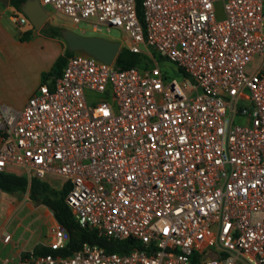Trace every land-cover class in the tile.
I'll return each instance as SVG.
<instances>
[{
  "label": "built area",
  "instance_id": "2783aa9c",
  "mask_svg": "<svg viewBox=\"0 0 264 264\" xmlns=\"http://www.w3.org/2000/svg\"><path fill=\"white\" fill-rule=\"evenodd\" d=\"M39 1L74 25L120 27L150 64L75 52L20 108L0 101V170L62 177L79 224L138 246L18 264H264V0H141V20L134 0ZM67 236L57 222L48 246Z\"/></svg>",
  "mask_w": 264,
  "mask_h": 264
},
{
  "label": "rangeland",
  "instance_id": "374dc122",
  "mask_svg": "<svg viewBox=\"0 0 264 264\" xmlns=\"http://www.w3.org/2000/svg\"><path fill=\"white\" fill-rule=\"evenodd\" d=\"M43 7L48 12V17L42 24V28L40 27L38 29L41 34L40 36L31 35L28 39H25L30 33L25 32L24 34L22 33L21 36V40H25V43L20 42L14 45H3L0 43V91L6 102L14 106H20L27 95L40 81L47 82L49 79V76L41 79V76H38L36 73L37 68L46 61L45 56L47 50L51 49L49 48V45H52L51 42L47 39L45 40V37H43L50 35L49 30H47L48 27L59 26L62 27L61 29L68 28L82 35L101 36L112 41H118L120 47H126L127 38L125 32L120 27H106L105 25H102L98 29H92L91 21H80L74 25L68 17L56 12L49 4H44ZM215 9L217 16H221V1L215 2ZM11 21L16 25H19L15 23L13 19ZM24 24L28 25L29 23L25 22ZM59 39L61 48H65V40L62 36H60ZM75 52L86 53L80 49L72 50V53ZM156 59L158 66L164 70L169 77H179L177 68L173 62L160 56H157ZM140 64H142V62H140ZM146 64H150L149 61ZM87 92L91 93V91ZM91 94H93L94 98H99L101 96L99 93L95 92ZM233 122L241 123L242 121L235 118ZM45 180L49 183L50 190H58L64 182L62 177L53 174L46 175ZM23 192L24 191H19L18 193L22 195ZM1 196L6 198L8 192L2 191ZM205 255L206 258H214L215 251L209 248Z\"/></svg>",
  "mask_w": 264,
  "mask_h": 264
},
{
  "label": "crops",
  "instance_id": "0c3cea01",
  "mask_svg": "<svg viewBox=\"0 0 264 264\" xmlns=\"http://www.w3.org/2000/svg\"><path fill=\"white\" fill-rule=\"evenodd\" d=\"M14 13L22 12L16 11L9 4V0L5 4L0 1V43L3 45L25 43V40H21V36L26 31L30 33L25 39H28L31 35H41L38 30L40 27L35 29L29 21L28 25L14 24L11 21ZM43 37H45V40H49L52 45H49L51 49L47 50L46 61L36 70L38 76H41L43 72L49 71L55 58L62 55L65 48H67H61L60 37L58 36L49 35ZM56 74L55 72H51L47 76L50 78V76ZM27 97L20 106H14L6 102L0 91V101L15 108H20L25 103ZM6 171L27 177L25 171L19 167H8ZM19 191L21 190L6 191L8 192L6 198H3L0 194V264H18L20 258L27 252L32 251L34 246H48L49 241L52 239V229L57 223L52 212L44 204L28 197L27 189L24 190L22 195L18 193ZM3 233L9 234V238L6 241L2 240Z\"/></svg>",
  "mask_w": 264,
  "mask_h": 264
},
{
  "label": "trees",
  "instance_id": "16d2710c",
  "mask_svg": "<svg viewBox=\"0 0 264 264\" xmlns=\"http://www.w3.org/2000/svg\"><path fill=\"white\" fill-rule=\"evenodd\" d=\"M23 0H9V4L20 11V3ZM137 17L141 20V0H134ZM42 28V26H41ZM62 27L50 26L49 34L51 36H61ZM28 33V31H26ZM22 39V38H21ZM153 53V52H152ZM72 54V50L65 48L64 53L59 55L53 61L49 71L41 74V79L45 78L51 72L58 73L64 64L66 58ZM149 58L141 52H132L126 47H120L114 57V64L117 67H127L147 63ZM0 188L3 191L28 190V197L34 201L44 204L56 220L68 233L66 241L59 248L53 249L49 246L36 245L32 249L33 253H59L67 255L78 249L82 243L96 244L103 247L106 251L124 252L132 247L138 246L135 240L112 239L107 236L98 235L96 231L86 225L79 224L72 216L70 209L64 201V195L68 184L64 183L58 190H50L49 183L36 176L26 177L10 171L0 170Z\"/></svg>",
  "mask_w": 264,
  "mask_h": 264
},
{
  "label": "water",
  "instance_id": "95a60500",
  "mask_svg": "<svg viewBox=\"0 0 264 264\" xmlns=\"http://www.w3.org/2000/svg\"><path fill=\"white\" fill-rule=\"evenodd\" d=\"M6 3L7 0H0ZM20 11L26 16L31 25L38 29L42 26L48 12L44 9L39 0H23L20 3ZM114 26V25H108ZM61 36L66 42V47L69 50L80 49L99 60L111 62L120 48L118 41L97 36V35H82L68 28L61 29Z\"/></svg>",
  "mask_w": 264,
  "mask_h": 264
}]
</instances>
